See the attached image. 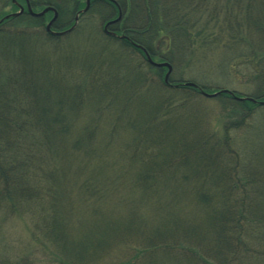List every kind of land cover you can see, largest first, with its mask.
<instances>
[{"label": "trees", "instance_id": "trees-1", "mask_svg": "<svg viewBox=\"0 0 264 264\" xmlns=\"http://www.w3.org/2000/svg\"><path fill=\"white\" fill-rule=\"evenodd\" d=\"M29 1L34 7L56 8L58 19L54 26L57 29L70 28L74 16L81 10L78 0ZM127 1L128 25L125 24L124 28L130 40H117L108 35L102 39L112 44L123 43L126 46H121L124 50L132 48L143 58L145 55L140 48L128 44L137 43L171 65L176 64V56L173 59L168 51L176 55L175 47L189 44L193 32H198L202 16L206 14L211 15V20L202 25L204 29L214 21L220 30L218 37L221 38L225 28H229L217 21L221 14L217 5L210 8L206 0H121L120 3L125 6ZM259 3L262 8L259 16L264 18V0ZM244 4L245 0H235L231 6L244 10ZM227 8L226 15L230 10L229 6ZM246 10L248 29H255L259 33V52H254L252 46L249 50L241 49L242 43H232L228 50L235 51V55L240 53L236 57H242L244 52L258 55L262 71H255L258 85L255 92L247 97L262 100L264 28L252 26L256 24L253 22L255 20L245 7ZM63 14L65 20L62 19ZM43 17L35 18L27 13L5 19L0 24L3 49L8 50L7 46L16 45L22 49L24 58V34L16 36L10 34L9 30L41 28ZM234 22L230 17L227 25L234 27ZM235 31L234 35L242 41L241 34ZM28 33L35 36L32 37L35 40L40 38L36 32L25 31V35ZM160 40L165 50L160 51V47H157ZM110 47L113 51L109 53V49H104L100 60H97L98 56L92 58L95 53L91 52L93 61L89 60L83 66L76 65H81L78 75L83 71L84 74L88 73L84 76L91 79L94 89H107L113 87L109 83L115 82L107 81L112 69L102 65V57L111 59L115 52H119L114 45ZM247 58H250L249 54ZM25 60L13 61L9 67L0 66V77L4 70L9 71L0 79V216L17 210L30 215V247H38L39 253L46 257L52 253V259H56L57 264H264V140L259 141L257 147L247 140L248 143L235 149L228 135L232 130L248 128L253 124L260 112L264 111V106L222 93L218 97L231 107L227 121L221 126L222 138L221 132L216 136L203 129L200 132L199 127L194 131L193 126L194 137L182 138L188 127L177 112L188 102L202 98L201 89L205 91L208 87L194 80L198 87H189L183 84L185 82L170 84L163 81L159 93L136 98L134 108L137 112L132 117H126L125 129L114 128L113 136L116 139H108L113 144L102 142V153L109 157L102 158L106 159L105 169L113 172L104 178V169L94 170V166L91 163L89 166L87 162L83 167L76 163L79 155L86 150L92 158L101 155L95 148L96 141L85 138L87 131L80 124L70 125L69 119L73 121V117L65 109L70 97H55L52 94L56 90L55 85L47 86V91L52 92L48 97L36 98L22 93L28 92L29 78L26 76L32 75V70L38 68L41 74H46L51 69L63 79L76 66L64 63L53 70L50 64L48 67L39 66L36 61L31 69L29 59L26 63ZM163 70L165 68L157 69L155 75ZM78 78L75 75L72 82L80 86ZM153 82L150 80L148 85L152 87ZM87 94L75 97L73 101L78 103L85 100V106L89 102ZM87 124L90 126V123ZM91 128L98 129L94 126ZM126 131L136 138L119 141L118 137L120 139V136L128 134ZM115 140L121 151H116L117 155L112 158L115 151L111 156L108 152L116 147ZM154 142L156 157L149 158L152 160L146 164L141 154H134V150L139 146L147 151ZM124 151H128V154ZM221 155L227 158H224V166L220 161ZM130 158H134V161ZM86 159L82 158V161ZM73 163H76V168H73ZM112 168H116V171ZM130 177L133 179L130 180ZM119 187L135 195L128 196L126 200L117 196L118 201H125L128 210L117 217L110 211L113 218L110 221L107 213L103 212V204L111 189L118 190ZM178 201L182 203L178 208L180 212L187 206L197 208V218L192 222L184 221L175 211L173 213L172 206L176 207ZM77 207L79 213L76 212ZM113 208L116 212L120 210L117 205ZM114 247L121 250L119 254H124L113 257L110 253H113ZM1 264L11 263L3 261Z\"/></svg>", "mask_w": 264, "mask_h": 264}, {"label": "rangeland", "instance_id": "rangeland-1", "mask_svg": "<svg viewBox=\"0 0 264 264\" xmlns=\"http://www.w3.org/2000/svg\"><path fill=\"white\" fill-rule=\"evenodd\" d=\"M27 1L29 2L32 11H42V7H34L29 0H0V11H2V14L0 15V24L5 19H7L6 16L13 15L15 13H19L17 16L25 15L28 13V15L35 17L28 11ZM78 1L81 4V10L76 16H74V23L70 28H72L74 25L75 27L70 32L62 35L51 34L47 30V25L52 19L53 13L48 12L44 15V17L41 16L43 17L42 24L40 25L41 28H31L29 30L19 29L15 31L11 29L9 30V33L16 36L24 34L22 36L24 37V58L26 60L29 59V63H27L31 69V65H36V61H38L37 64L39 66L47 65L48 67V65L50 64V67L53 66V70H56L58 68L57 66H63L64 63L71 66H76L77 64L82 65L89 60L90 62L93 61L92 58L95 56H98L99 58L97 60H100L104 49H109V53L113 51V48L110 47L112 45H114V48L119 51L115 52L113 58L111 59L105 56L102 57V65H104L105 68L108 67L112 69V74H110L107 81H115L116 83H109V85L113 87H108L107 89L102 90L94 89L95 85H91V79L85 78L84 76L88 73L85 72L84 74L83 71L80 75H78V73L80 72L78 71L81 67L80 65L74 67L75 69L70 73H66L63 76V79L59 75H57V71H52L50 67L49 69L51 71L49 69H47L49 71H46V74L48 75L43 73L41 74V71L36 68V70H32V75L27 74L28 76H26V78H29V84H27L28 92L27 90L26 93L25 91L22 92L26 95H31L36 98H40L44 95H47L48 97L49 93L51 94L52 92L47 91V86L55 85L53 87H55L56 90L53 91L54 93H52L55 97H70L71 100L67 101V104H65V109L67 108V112H71L70 114L73 117V121L69 119L70 125L80 124V126L87 131V133H85V138H91L90 141H96L95 148L101 155L98 158H96L95 156V159L91 157L92 155H87L89 153L88 150H86L82 155H79L78 159H76V163L79 166L83 167L87 162L89 166L90 163L92 164V166H94V170L101 171V169H104V174L102 175L104 176V178H106L112 175L113 172L111 169H105L106 159L102 158L109 157L107 156V154L102 153V142L105 144H113L112 142H108V139H116V136H113L114 128H119L120 130L125 129L127 119L126 117H132L134 116V112H137V109L134 108V102L136 101L137 105L136 98L138 96H151L154 93H159L158 91L160 90L159 88L161 86L160 83L165 81L167 68L151 65L148 62L145 54V57L143 58L139 52L133 51L132 48L127 47L128 49L124 50L121 47H126L125 45H123V43L119 44L118 42H116L115 44H112L111 41H103L102 37L106 35L111 36L117 40L129 39L128 31L124 28L125 24L128 25V1L124 6V3H120L121 0H90L89 7L85 12H82V10L86 8L87 1ZM234 1L235 0H212L211 2L210 0H206V4H209L210 8L214 5H217L218 10L221 11V14H219V17L217 18V21H219V24L223 23L224 25L229 26L230 29L226 27L223 35L221 36V38H219L218 33L220 32V30L217 24L214 25V21H211V23L205 29L203 28L204 26H202L206 25L209 22L208 20H211V15L206 14L202 16L200 21L202 23L198 28L199 34L198 32H193L194 35L192 36V40H190L189 44L185 46L180 44V46L175 47L174 51L177 52L176 55L174 54V52H171V50L168 51L169 55L173 57V59L175 56L177 59L176 64H172V72L168 81L170 82V84L185 82L183 84L187 85V83L193 82L194 80L199 84H205L208 87V89H205V92L207 93L228 90L231 91L236 97L251 98L247 96L253 94L256 90V86L258 85L255 71H262L260 58L257 54L254 53H248L250 58H247L248 54H246L245 52V55H243L242 57H236L238 55L240 56V53L237 52L238 54L235 55L236 52H230L228 48L230 49L229 45H231L232 43H242V46H240L241 49L247 48V50H249L251 48L250 46H252V49L255 50L254 52H259L257 48V41L258 39H260L259 33L255 29H248L249 21L246 18L247 10L245 11V7L249 9L250 14L253 15V18L255 20L253 22L256 24H253L252 26H258V28L260 29L261 27L264 28V18H261L259 16V11H261L262 9L261 4L259 3L261 2V0H245L244 10H240L238 6H231L232 2ZM228 6L230 9L228 10V13L230 15H226V9H228ZM20 8H23L22 13L20 12ZM240 11L242 13H240ZM80 14L83 15H81V19V16L79 17ZM76 17H78V20H76ZM119 17L120 19L117 22L105 28L108 22L116 20ZM230 17H232L233 22L235 21L234 27L232 24L227 25V20ZM62 19H64V14ZM54 23L51 26V30L53 32H63L70 29H57L54 26ZM6 28L7 26L4 29ZM235 30H237L238 33L241 34L242 41L240 39H237V36L234 35L236 33ZM25 31H31V33L36 32L38 33L37 37L40 38H36L35 40L34 38H32L35 36H32L30 33H28L29 35H25ZM121 36L124 37L120 38ZM44 40H46L45 43H43ZM2 43L3 40L2 42L0 41L1 68H4L6 66L9 67L12 63H14L13 61L18 62L20 61V59L24 60L21 53L22 49L20 50L19 47L13 45L10 47L7 46L8 50H4V44ZM132 44H134V42H131V44L128 45ZM116 45L119 47H116ZM157 47H160V51L163 49L165 50L166 48L162 40L157 43ZM118 48L121 49L118 50ZM122 49L123 51H125V53L122 52ZM91 52L95 54H93L92 56ZM148 54L155 62H166V60H163L156 54L153 55L149 52ZM90 56H92V58ZM5 61L8 63L2 64V62ZM107 64L109 65L107 66ZM229 64L230 66H228ZM159 68H165V70L158 73V75H155L156 70ZM7 73H9V71L6 72L4 70V72L1 73L0 79L5 77ZM75 75L79 76L77 80L81 83L80 86L77 85L74 81L72 82V80L75 78ZM150 80L155 81L151 84L152 87L148 85ZM32 84H34L35 89H32ZM89 88L90 90L87 91ZM86 92L89 93L86 96L89 97V102L87 101L85 106L83 105L85 100H82V102L78 101V103L76 100L73 101V98L75 99V97H82L86 94ZM222 93L228 94L224 92ZM240 94L241 96H239ZM200 96L202 98L193 100L192 103L188 102V104L183 109H180V112H177V114H179L178 116L182 117L188 127L186 131L184 130L182 138L194 137L192 126L194 127V131L199 127L200 132L203 129L206 132H212V134L216 136H219L221 132L220 137L222 138L223 131L221 129V126L225 120L227 121L226 118L228 117V114L230 115L231 107H228V105L225 104V101L220 100L218 96L209 98L203 96L202 93L200 94ZM258 101H264V98ZM123 109H127L128 112L126 113L125 110L123 112ZM193 115L195 118H193ZM87 123H90V126H88ZM93 126L98 127V129H92L91 127ZM77 128L80 127L77 126ZM228 135L230 136L229 142L231 145L233 143L232 146L235 149H238L243 143H248L247 140L251 141L253 145L257 147L259 141L264 140V137H262L264 135V111L260 112V114L256 117L255 122L249 125L248 128L232 130L228 133ZM132 137L136 138V136L128 132V134L120 136V139L118 137V140L121 141V139H123V141H129ZM105 139L106 141H104ZM116 141L117 140L114 141L116 147L111 148L108 152L109 156H111V153L115 151L113 156H111L112 158L117 155L116 151H119L120 149V147L117 146ZM169 142L171 143V140ZM174 142L175 139L172 141V143ZM124 145H126V143H124ZM154 145L155 142L147 151L145 149L144 151L143 148H140L138 146L134 150V154H141V158L147 164L148 160H152L149 158L156 157V151L153 149ZM124 153L128 154V151H124ZM224 155L226 156V154ZM224 155H221L222 159L225 158L223 157ZM82 158L87 159L86 161H82ZM222 159L220 158V161L224 166L225 159L227 158H225L224 160ZM130 160L134 161V158H130ZM228 160H226L227 163L230 161ZM76 163H73V168H76ZM125 164L127 165L126 162ZM112 169L116 171V168ZM86 170L88 171V168ZM117 172H120V170H117ZM164 172L165 171H163V174ZM165 177L166 174L162 178L164 179ZM131 178L132 177H130V180ZM132 195H135L134 192L126 191L122 187H119L118 190L111 189L106 202L104 201L105 204H103V212L107 213V215L110 217L109 218L107 216L110 221H112L113 219L110 211H112L113 214L117 217L124 214L126 209L128 210V205L125 203V201H118L117 196H120L126 200L128 199V196ZM184 203L185 202H183V204ZM179 204H182L181 201H178L176 203V207L172 206V211L173 213L175 211L180 219L184 221H186L187 219V221L192 222L197 218V208L193 206H187L184 208L185 210L180 212V209H178L180 208ZM115 205L118 206V209L120 208L119 212L113 210V207ZM79 211L80 210L77 207L76 212L79 213ZM29 217L30 215L20 213L18 210L14 213H8L7 215L0 216V264L3 261H9L11 264H57L56 259H52V253L48 257H46L42 253H39L38 247H30L32 232ZM120 251L121 250L114 247L113 253L111 252L110 254L113 255V257L117 258L124 254H119Z\"/></svg>", "mask_w": 264, "mask_h": 264}, {"label": "water", "instance_id": "water-1", "mask_svg": "<svg viewBox=\"0 0 264 264\" xmlns=\"http://www.w3.org/2000/svg\"><path fill=\"white\" fill-rule=\"evenodd\" d=\"M86 1H87V6H86L85 9L82 10V12L87 11V9H88V7H89V2H90V0H86ZM111 1H113V0H111ZM27 7H28V11H29L33 16H35V17H41V16H44V15H45L46 13H48V12H52V13H53V17H52V19L49 21V23H48V25H47V30H48L51 34H53V35H62V34H65V33H67V32L72 31V30L74 29V27H75V25H74V26H73L72 28H70L69 30H66V31H63V32H53V31L51 30V26H52V24H53V23L57 20V18H58V12H57V10H56L54 7H52V6H48V7H46L45 9H43L42 11H40V12H34V11H32V9L30 8V5H29V2H28V1H27ZM20 9H21L20 12L22 13V12H23V8H20ZM18 14H19V13H15V14H13V15H8V16H6V18H8V17H10V16H17ZM119 19H120V17H119L118 19H116V20H113V21L108 22V23L106 24V27H105V28H107L109 25H111V24L117 22ZM76 20H78V17H76ZM123 37H124V36H121L120 38H123ZM134 45L137 46V47H139L140 49H142V51L144 52V54H145L146 57H147L148 62H149L151 65L156 66V67H166V68H167V72H166V75H165V82L168 83V81H169V77H170V74H171V72H172V66H171V64H170L169 62H155V61H153V60L151 59V57L149 56V54H148V52L146 51L145 48H143L142 46H140V45H138V44H136V43H134ZM187 85L192 86V87H198L195 83H192V82L187 83ZM201 92H202V94H203L205 97H209V98L216 97V96H218L219 94H221L222 92H224V93H228V94H231V95H234L231 91H228V90H221V91L214 92V93H207V92H205V91H201ZM235 97H236V96H235ZM236 99H238V100L249 99V100H252L253 102H257V103H259L260 105H264V101H256V100L251 99V98H240V97H236Z\"/></svg>", "mask_w": 264, "mask_h": 264}, {"label": "flooded vegetation", "instance_id": "flooded-vegetation-1", "mask_svg": "<svg viewBox=\"0 0 264 264\" xmlns=\"http://www.w3.org/2000/svg\"><path fill=\"white\" fill-rule=\"evenodd\" d=\"M117 36V35H116Z\"/></svg>", "mask_w": 264, "mask_h": 264}]
</instances>
